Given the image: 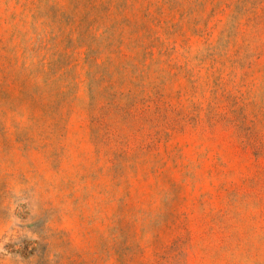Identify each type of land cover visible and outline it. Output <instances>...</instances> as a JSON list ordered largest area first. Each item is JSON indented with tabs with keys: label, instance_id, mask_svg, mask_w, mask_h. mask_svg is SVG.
<instances>
[{
	"label": "rangeland",
	"instance_id": "1",
	"mask_svg": "<svg viewBox=\"0 0 264 264\" xmlns=\"http://www.w3.org/2000/svg\"><path fill=\"white\" fill-rule=\"evenodd\" d=\"M0 264H264V0H0Z\"/></svg>",
	"mask_w": 264,
	"mask_h": 264
}]
</instances>
